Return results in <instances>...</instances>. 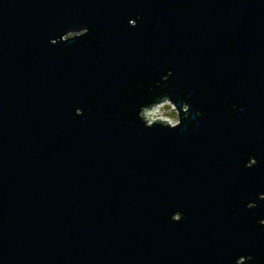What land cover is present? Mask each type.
Segmentation results:
<instances>
[{"label": "water", "instance_id": "water-1", "mask_svg": "<svg viewBox=\"0 0 264 264\" xmlns=\"http://www.w3.org/2000/svg\"><path fill=\"white\" fill-rule=\"evenodd\" d=\"M0 264H264V0H0Z\"/></svg>", "mask_w": 264, "mask_h": 264}, {"label": "rangeland", "instance_id": "rangeland-1", "mask_svg": "<svg viewBox=\"0 0 264 264\" xmlns=\"http://www.w3.org/2000/svg\"><path fill=\"white\" fill-rule=\"evenodd\" d=\"M150 112L154 113V116L152 117L153 120L148 118V114ZM144 116L147 118V122H155L158 119L178 121V115L175 111H173V108L169 103H165L164 105L158 107L155 106L152 109L147 110Z\"/></svg>", "mask_w": 264, "mask_h": 264}, {"label": "built area", "instance_id": "built-area-1", "mask_svg": "<svg viewBox=\"0 0 264 264\" xmlns=\"http://www.w3.org/2000/svg\"><path fill=\"white\" fill-rule=\"evenodd\" d=\"M165 103H169L171 106H172V108H173V111H175L176 112V109H175V107L169 102V101H166V102H163V103H161V104H159V105H157L156 107H158V106H162V105H164ZM146 113V111L144 112V114ZM177 113V112H176ZM146 116V115H145ZM144 116V117H145ZM149 118V117H148ZM145 119H146V121H147V118L145 117ZM156 121H163V122H166V123H168L169 125H171V126H175V125H177L178 124V121H168V119H158V120H156ZM155 121V122H156ZM153 122H148V124H152Z\"/></svg>", "mask_w": 264, "mask_h": 264}, {"label": "bare ground", "instance_id": "bare-ground-1", "mask_svg": "<svg viewBox=\"0 0 264 264\" xmlns=\"http://www.w3.org/2000/svg\"><path fill=\"white\" fill-rule=\"evenodd\" d=\"M154 116V113L153 112H150L149 114H148V117H149V119H152L153 120V117Z\"/></svg>", "mask_w": 264, "mask_h": 264}]
</instances>
